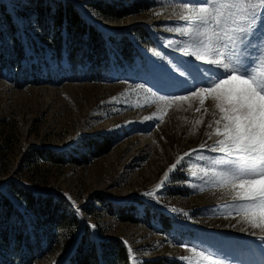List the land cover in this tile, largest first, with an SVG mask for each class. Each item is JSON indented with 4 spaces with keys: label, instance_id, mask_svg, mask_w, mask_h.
<instances>
[{
    "label": "rangeland",
    "instance_id": "374dc122",
    "mask_svg": "<svg viewBox=\"0 0 264 264\" xmlns=\"http://www.w3.org/2000/svg\"><path fill=\"white\" fill-rule=\"evenodd\" d=\"M44 1L0 0V65L5 64L6 72L0 76V204L9 208L4 201L10 196L13 207H18L10 214L0 210V229L7 230L6 240L0 235V264H21V256L26 254L18 248L21 239L31 244L26 250L29 254L36 249L35 239L23 230L30 217L25 202L17 198L22 194L20 187L59 201L67 214L80 221L78 228L88 235L87 246L94 241L118 240L124 244L126 240L128 244L124 245L131 246L130 254L140 260L139 264L156 258L161 260L159 264H198L201 258L180 246L185 243L209 249L222 264H264V228L254 229L234 212L229 215L231 209L226 205L231 193L191 175L192 171L199 172L195 164L206 163L199 156L220 155L200 147L212 145L216 139L207 135L212 132L208 122L219 118L212 101L206 100L201 108L193 97L187 101L158 99L160 95L184 96L194 86H206L195 68L187 84L160 75L157 63L167 61L156 57L154 51L163 52L176 63L181 54L165 47V43L185 39L164 30L165 25L181 23L168 18L171 7L163 16L154 15L169 0H105L128 10L117 18L99 10L98 2L104 0H64L71 1L107 36L127 38L130 51L138 50L125 60L110 51L104 60L107 65L99 74H87L90 59H85L72 76L63 74L65 54L56 58L50 53V35L56 37L54 33L64 27L44 33L52 26L51 14L44 16L33 7L43 6ZM49 3L56 6L54 0ZM137 25L147 28L148 38L134 29ZM154 36L158 47L151 44ZM24 43L27 49L22 55L19 49ZM11 56L9 65L5 60ZM26 63L35 65L36 79L16 85L11 78ZM207 68L201 65L205 75ZM196 108L201 110L197 112ZM153 113L157 118L144 119ZM201 119L203 124H197ZM98 134L113 140L108 152L90 151L88 142ZM36 149L61 159L55 162ZM193 149L197 151L169 173L168 182L157 192L160 203L144 195L163 179L171 164ZM192 183L204 190L192 188ZM64 193L76 201L79 214ZM129 206L133 221L128 219L130 215L121 213ZM172 208L182 209L187 215ZM161 213L169 217V229L161 221ZM10 219L14 224H9ZM90 224H96V229ZM41 226L44 232V224ZM47 231L50 241L47 245L40 243L45 252L26 264H62L72 256L75 243L65 228ZM185 255L189 261L180 259Z\"/></svg>",
    "mask_w": 264,
    "mask_h": 264
},
{
    "label": "snow or ice",
    "instance_id": "6c2138e0",
    "mask_svg": "<svg viewBox=\"0 0 264 264\" xmlns=\"http://www.w3.org/2000/svg\"><path fill=\"white\" fill-rule=\"evenodd\" d=\"M167 7H171L168 18L181 23L165 25L164 30L185 39L165 43V47L181 54L176 57V63L163 52L154 51L156 57L167 61L166 64L157 63L160 75L187 84L195 68L202 77L200 82L206 86H194V90L184 96L160 95L158 99L187 101L193 97L199 100L201 108L206 100H211L219 113L218 119L208 122L212 132L207 135L209 139L215 135L216 139L212 145L200 146L220 154L219 158L199 156L198 159L206 163L195 164L199 172L192 171L191 175L204 184L231 193L230 203L226 205L231 209L229 215L234 212L254 229L264 228V0H169V4L154 15L163 16ZM201 65L208 66L207 75L201 71ZM137 87L144 88L145 85ZM148 92L152 90L148 89ZM201 108L195 110L199 112ZM208 111L204 109L205 114ZM154 118H157L155 113L144 119ZM203 122L202 119L196 121L197 124ZM196 151L193 149L178 158L155 188L144 195L160 203L157 192L168 182L169 173L178 170L184 158ZM190 186L204 190L200 184ZM63 195L79 214L76 201L67 193ZM172 211L187 215L182 209L172 208ZM257 219L261 222H256ZM89 227L96 229L97 225L90 224ZM123 242L128 244L126 240ZM180 246L196 253L201 258L198 264H222L207 248L187 243ZM128 251L133 253L130 245ZM180 259L189 261L187 255ZM132 264H139L134 254Z\"/></svg>",
    "mask_w": 264,
    "mask_h": 264
},
{
    "label": "trees",
    "instance_id": "16d2710c",
    "mask_svg": "<svg viewBox=\"0 0 264 264\" xmlns=\"http://www.w3.org/2000/svg\"><path fill=\"white\" fill-rule=\"evenodd\" d=\"M50 0L44 1L45 4L40 6L39 4H35L33 7L38 8L42 15L51 14L52 26L51 28H46L44 33L48 35L52 33L55 28H59L61 26L64 27L59 28L54 36L52 37V44L50 53L55 55L56 58L63 56L65 54L67 58V66L64 68L63 74L68 76H72L73 73L78 69L80 63H83L85 59H90L88 61V71L87 74H99L100 69L106 67V62L104 61L107 58L110 51L114 52L122 60H125L128 56H132L138 52V50L134 49L132 52L127 46V38L122 37H111L107 36V34L102 31L98 26L94 25L90 19L84 17L80 14L75 7V5L71 1H56V6L52 7L49 3ZM119 4V3H118ZM114 1L108 2H98L99 10L105 14H108L112 17H120L127 13V9L118 6ZM9 13V12H8ZM122 14V15H121ZM138 33L141 35H145L148 38L147 28L141 25L135 26ZM62 33V35H61ZM127 36V35H126ZM27 44H22L19 51L22 55L25 54ZM89 49L92 51L89 52ZM54 51V53H53ZM3 56L5 54L2 51ZM100 56V57H99ZM9 65L13 61V56L9 57V60H5ZM3 65H0V76L5 75V71ZM35 65L32 63H26L23 65L17 73L14 74V77L11 78L14 80L16 85H22L28 79L35 80L36 75L38 74V70H34ZM21 70V71H20ZM8 71V70H7ZM11 70H9V74H11ZM134 73V70H133ZM113 144V140L109 136L103 137L99 134L92 137L88 146L90 151H95L96 153L108 152ZM41 156L46 157L58 162L61 157L56 156L50 153L44 155V149H36ZM43 153V154H42ZM81 153V152H80ZM75 161H79L76 157H73ZM22 192L21 196L17 194V198L21 197V200L25 202V211L29 215V224L23 226V230L26 231L27 236H32L35 239L36 249L32 254H29L26 250L31 245L28 242L26 245V240H19L18 248L20 251L26 252L21 257L23 258L21 264H26L29 260H33L36 255H40L45 252L40 245L43 242L44 245H47L49 240L48 228L55 227H64L68 232L74 242L75 249L72 253V256L68 257L62 264H132V256L128 251V248L118 240H105V241H94L90 244H86L88 235L85 232H82L80 228H78L80 221L77 220L76 216H71L67 214L68 212L66 208H63L59 201L53 200L50 197H42L40 193L36 191H32L29 188H19ZM100 201H103L100 195H98ZM12 198L9 196L7 200L4 202L9 204V208L7 206H2L0 204V210L11 213V211L16 212L18 207H13ZM1 201V199H0ZM14 201V200H13ZM59 208H61V212H59ZM128 208L126 205L124 209ZM121 211V213H126L130 215L131 212ZM131 211V210H130ZM124 217H128L125 216ZM130 220H134L135 216L132 214L129 216ZM140 219V218H138ZM160 219L163 223L166 224L167 229L171 227L169 222V217L165 216V214H160ZM14 220L9 221V224H14ZM41 224H44L45 231L43 232L41 229ZM48 226V228H46ZM66 232V233H67ZM2 234V238L6 240L7 230L0 229V235ZM10 235V233H9ZM11 236V235H10ZM89 243V242H88ZM161 260L156 258L152 260H143L141 264H159ZM140 262V260L138 261Z\"/></svg>",
    "mask_w": 264,
    "mask_h": 264
}]
</instances>
